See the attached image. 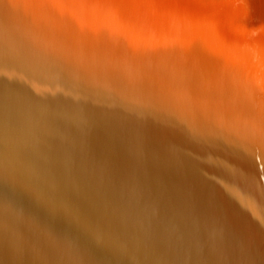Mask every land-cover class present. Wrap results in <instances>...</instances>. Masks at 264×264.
Returning <instances> with one entry per match:
<instances>
[{
    "label": "bare ground",
    "instance_id": "bare-ground-1",
    "mask_svg": "<svg viewBox=\"0 0 264 264\" xmlns=\"http://www.w3.org/2000/svg\"><path fill=\"white\" fill-rule=\"evenodd\" d=\"M0 264H264V0H0Z\"/></svg>",
    "mask_w": 264,
    "mask_h": 264
}]
</instances>
